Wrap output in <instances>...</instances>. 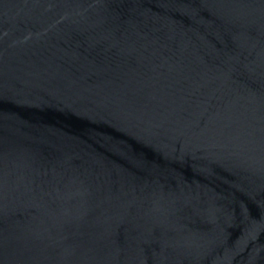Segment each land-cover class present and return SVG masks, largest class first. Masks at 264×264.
<instances>
[{"label": "water", "instance_id": "water-1", "mask_svg": "<svg viewBox=\"0 0 264 264\" xmlns=\"http://www.w3.org/2000/svg\"><path fill=\"white\" fill-rule=\"evenodd\" d=\"M0 264H264V0H0Z\"/></svg>", "mask_w": 264, "mask_h": 264}]
</instances>
